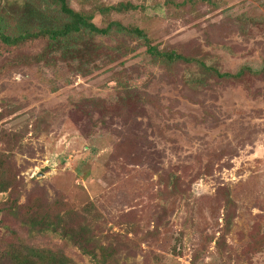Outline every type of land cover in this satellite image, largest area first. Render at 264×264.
Masks as SVG:
<instances>
[{
	"label": "rangeland",
	"instance_id": "rangeland-1",
	"mask_svg": "<svg viewBox=\"0 0 264 264\" xmlns=\"http://www.w3.org/2000/svg\"><path fill=\"white\" fill-rule=\"evenodd\" d=\"M70 1L90 12L137 6L94 22L144 29L192 65L157 61L122 34L97 37L90 63L63 61L45 39L12 56L0 44V178L12 182L0 193V253L15 234L64 247L4 212L41 199L95 216L101 245L122 243L119 264H264V0ZM200 62L247 71L192 88ZM68 254L97 264L70 245Z\"/></svg>",
	"mask_w": 264,
	"mask_h": 264
},
{
	"label": "trees",
	"instance_id": "trees-1",
	"mask_svg": "<svg viewBox=\"0 0 264 264\" xmlns=\"http://www.w3.org/2000/svg\"><path fill=\"white\" fill-rule=\"evenodd\" d=\"M24 1L22 9L0 7V44L13 51L11 56L16 49L45 39L48 40V51L60 52L63 61L82 59L90 63L92 57L98 54L95 43L97 37L122 34L141 40L147 53L157 61L161 59L170 66L176 63L192 65L190 58L180 53L161 52L152 44V38L144 29L127 27L116 21L104 26H98L94 22L95 14L107 16L114 12H129L138 8L133 4L122 2L111 7L95 6L90 12L74 8L70 0ZM38 56L44 59L46 55ZM199 64L198 70L205 75L200 79L188 80V86L192 88L204 85V76L214 75L219 80H238L247 71L243 68L237 74L222 73L214 68L208 69L202 62ZM248 71L252 72V69L249 68ZM256 74L264 75V60L262 68ZM0 166V170L6 168V164L0 163ZM10 185L12 182L9 178H0V193L7 192ZM40 200L36 199L31 205L24 207H17L13 201L4 212L7 215L13 213L30 233L50 232L60 236L64 247L55 249L25 245L19 235L15 234L16 240L13 239L11 244L1 250L0 264H76L68 254V245L77 248L82 255L92 258L97 264H119L122 243L114 244L109 241L107 246H102L96 236L95 216L90 219L80 217L62 203L47 204ZM15 208H18V212L23 210V214L16 213Z\"/></svg>",
	"mask_w": 264,
	"mask_h": 264
}]
</instances>
